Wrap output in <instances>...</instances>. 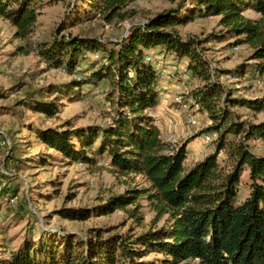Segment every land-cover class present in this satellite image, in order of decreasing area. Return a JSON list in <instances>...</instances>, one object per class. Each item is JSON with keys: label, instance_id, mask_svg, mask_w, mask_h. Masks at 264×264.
Here are the masks:
<instances>
[{"label": "trees", "instance_id": "16d2710c", "mask_svg": "<svg viewBox=\"0 0 264 264\" xmlns=\"http://www.w3.org/2000/svg\"><path fill=\"white\" fill-rule=\"evenodd\" d=\"M52 1L67 0H49ZM187 1L181 0L177 8L159 12L144 23L133 24L126 36L111 45L95 36L58 32L39 51L46 62L73 74L69 91L73 98L88 84V77L83 74L78 79L74 73L84 61V55L100 54L107 63L100 65L94 61L96 66L90 76L96 80L111 77L118 93L117 111L111 123L82 127H70L67 123L65 129L48 127L38 131L40 141L70 162L93 164L99 158H106L118 174L142 175L150 183L148 189H131L127 194L112 197L98 207L101 214L137 204L139 198L147 194L160 216L169 215L170 224L133 237L102 228L92 229L84 238L57 234L61 243L56 246L43 239L35 242L26 237L21 246L12 251L10 264H157L143 259L150 253L163 254L164 261L170 264H264V154L256 153L247 142H241L235 148L232 166L223 165L218 158L220 151L228 146L230 132H245L246 140H264V120L258 123L232 121L230 128L216 139L215 152L188 168L185 163L187 144L199 135L178 147L165 140L151 115L161 103L156 89L158 73L145 59L151 49L173 53L178 61L187 57V71L205 82L193 96L217 122L205 131L217 133L231 113L224 107L222 115L218 114L216 108L221 100L227 105L261 111L264 97L232 98V92L224 88V83L212 79L214 65L203 45L229 35L239 37L237 43H250L253 47L248 61L221 72L214 67L215 74L218 77L227 72L238 77L264 76V0ZM42 4L43 0H0V17L12 23L17 37L26 38L33 31ZM128 4L129 0H70L69 15H74V10L78 9L83 11L80 14H100L112 22L126 18L128 11L124 9ZM188 6L191 7L183 10ZM247 10L262 17L248 18L244 15ZM208 16H221L227 32L211 33L199 39L185 38L178 30L197 17ZM64 89L59 87L56 92ZM35 93L40 97L34 98ZM44 93L47 92L33 90L22 103L34 112L54 117L59 106L45 100ZM246 171L250 194L240 202V183ZM11 191L0 195L14 204L11 200L17 195ZM65 210L63 214L72 220L92 216L90 209ZM134 213L135 209L133 217Z\"/></svg>", "mask_w": 264, "mask_h": 264}, {"label": "rangeland", "instance_id": "374dc122", "mask_svg": "<svg viewBox=\"0 0 264 264\" xmlns=\"http://www.w3.org/2000/svg\"><path fill=\"white\" fill-rule=\"evenodd\" d=\"M69 1L43 0L33 31L26 38L17 37L12 23L0 17V193L11 189V192L14 190L13 195H17L14 202L11 200L14 204L3 197V194L0 195V264H10L12 251L17 250L26 237L35 242L43 239L49 245L56 246L61 243L57 234H75L78 238H84L90 235L92 229L102 228L133 237L148 229L170 224L169 215L160 216L147 194H143L137 204L101 214L98 207L112 197L127 194L131 189H148L150 183L142 175L118 174L106 158H99L93 164L70 162L60 152L40 141L38 131L48 127L65 129L64 125L67 123L70 127L104 126L111 123L117 111L118 93L111 77L96 80L90 76L96 64L92 58H86L82 61L80 71L88 77V84L83 87V92L80 90L73 98L69 93L73 74L46 62L39 51L58 32L95 36L111 45V42L121 40L133 24L144 23L159 12L177 8L181 0H129L124 9L128 11L126 18H116L112 22L106 21L100 14H80L83 11L78 9L70 16ZM189 7L191 6L183 10ZM244 15L253 20L262 17L252 10L245 11ZM220 20L221 16L197 17L187 25L179 26L178 30L185 38L194 36L204 39L211 33L219 35L227 32ZM238 39L239 37L229 35L203 45L208 59L219 72L235 69L240 63H246L251 56L253 47L250 43H237ZM236 46L239 49L236 50ZM162 56L164 65L171 64L174 68L186 69L187 57L178 62L173 53L162 52ZM190 73L184 79H177V84L181 83L180 87H187L189 91L188 94H183L184 98L205 85L204 81ZM171 78L176 79L173 76ZM223 81L224 88L232 92V98L264 97V84L256 85L246 77H239L236 81ZM59 87L65 89L58 93L56 91ZM179 88L175 89V96ZM33 90L46 91L44 99L59 106L54 117L34 112L22 103ZM175 96L172 95L168 97V101L163 102L164 113L160 114L158 125L164 138L170 133H181L187 126V113L175 101ZM39 97V93H35L34 98ZM224 107L231 113L217 132L213 143L215 149L216 139L226 128H230L232 121L258 123L264 120V109L255 111L239 105H227L221 100L216 108L220 116ZM165 117L171 119L170 124ZM199 119L198 132L195 134L199 136L192 140L209 149L210 146L201 134L210 132L205 130L217 122L206 109L199 111ZM245 134L228 133V146L218 154L223 165H233L235 148L241 142H247L256 153L264 154V140H246ZM184 142V138H177L173 147ZM192 153L195 157L199 152L194 150ZM185 163L189 168L196 160L187 158ZM249 194V176L246 171L242 174L239 201L246 199ZM81 208L90 209L92 216L84 220H72L63 214L65 209ZM165 257L163 254L150 253L143 259L157 264H170L164 261Z\"/></svg>", "mask_w": 264, "mask_h": 264}, {"label": "built area", "instance_id": "2783aa9c", "mask_svg": "<svg viewBox=\"0 0 264 264\" xmlns=\"http://www.w3.org/2000/svg\"><path fill=\"white\" fill-rule=\"evenodd\" d=\"M126 34H127V31L124 36H126ZM235 49L236 50L239 49V46H236ZM84 57L85 59L92 58L93 61H97L100 65L103 63H107V60L101 59V56L98 53L84 55ZM145 59L147 62L153 65V67L156 69L158 73L159 80H158L156 89L160 94L161 103H163L166 101V96L164 94V88L162 86L163 81L171 76L175 77L178 80L182 78L184 79L185 77H187V74H189V72L186 69L184 70L181 69V67L171 68V69L167 68L163 62L162 52L148 51L146 53ZM181 61H178V62H181ZM82 66H83V63H81L77 67V70H75L74 72L75 76L78 79H81L83 75L80 73ZM211 76L213 80H219L222 83L224 82L223 80L236 81L239 78L238 76H235L233 73H230V72L223 73L218 77L215 74L214 66L211 67ZM246 78L251 80L256 85L264 84V76H261V77L256 76L253 78L246 76ZM184 93H187V94L189 93V91H187V87H184V86L180 87L178 89L177 95L175 96V101L187 113L186 114L187 126L181 133H177V134L170 133L168 137L165 138V140L172 145H175L174 143L176 142L177 138H180V137L184 138L185 141L189 140L191 137H193L198 132L197 129L200 124L199 111L202 110L201 104L197 101V99L193 95H190L189 97L184 98L183 96ZM151 115L156 119L157 123H160L161 116H160V112L157 109L153 110ZM201 136L203 137L206 144L210 146V148L200 151L198 155L195 157L191 151H188L187 158L189 159L195 158L196 162L204 160L210 153L215 152V146L213 143H214L215 138L217 137V133L216 132H204L201 134ZM3 143H5V141ZM14 201H15V198H13V202Z\"/></svg>", "mask_w": 264, "mask_h": 264}, {"label": "crops", "instance_id": "0c3cea01", "mask_svg": "<svg viewBox=\"0 0 264 264\" xmlns=\"http://www.w3.org/2000/svg\"><path fill=\"white\" fill-rule=\"evenodd\" d=\"M152 51H154V52H159V50H157V49H153ZM167 68H169V69H171V68H174V66L173 65H171V64H166L165 65ZM178 82H177V79H173V78H171V77H168L166 80H164L163 81V83H162V86H163V88H164V94H165V96H166V101H168V97H170V96H175V94H176V91H175V89H177V88H179L180 87V85H181V83L180 84H177ZM165 101V102H166ZM163 105H164V103L163 104H161L160 103V105L157 107V110L160 112V114L162 115L163 113H164V111H162V108H163ZM170 111V110H169ZM165 114H168V112H165ZM165 118H167V117H165ZM169 121V124H170V122H171V119H169V118H167ZM171 126V125H170ZM175 126V125H174ZM174 126H173V128H174ZM177 127H179V125L177 126ZM177 127H175V128H177ZM161 128V127H160ZM195 139V138H194ZM191 140L188 144H187V150L188 151H193L194 152V150L197 152H200V151H203V150H205V148H204V146L202 147L201 146V144L199 143V142H196V140ZM193 154V153H192Z\"/></svg>", "mask_w": 264, "mask_h": 264}]
</instances>
